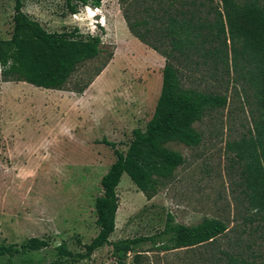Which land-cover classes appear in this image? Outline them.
Masks as SVG:
<instances>
[{"label":"rangeland","instance_id":"1","mask_svg":"<svg viewBox=\"0 0 264 264\" xmlns=\"http://www.w3.org/2000/svg\"><path fill=\"white\" fill-rule=\"evenodd\" d=\"M132 1L100 0L97 8L79 7L68 15L62 0H23L22 11L47 32L77 28L81 35H96L111 57L80 94L73 91L93 75L105 53L78 67L61 91L0 78V245L17 246L31 237L47 242L46 248L21 253L8 264H47L55 259L53 248L61 242L70 252L82 253L97 233L93 202L101 194L99 180L113 162L111 149L101 140L125 152L131 131L143 129L151 117L164 64L161 56L128 33L121 8L130 23L140 16L159 33L166 23L159 6L166 7L168 0H136V14ZM255 1L264 7V0ZM171 3L170 14L183 12L187 18L192 13L195 26L211 23L212 9L221 11L218 0ZM11 15L12 2L0 0V40L9 38ZM194 28L191 31L198 32ZM202 37L204 44L195 41L196 54L172 65L183 89L222 95L226 103L206 109L192 125L201 137L197 146L165 145L180 154L183 163L150 199L121 175L109 241L151 236L162 229L166 213L185 226L215 219L226 228L212 241L192 248L162 250L157 243H141L125 255V264H133L134 253L139 255L137 264H264V213L249 205L244 166L235 156V145L249 137L255 115L252 90L235 72L229 42L223 65L206 55L220 44L211 36ZM147 40L168 49L167 40ZM0 264H7L5 256ZM78 264L116 263L105 245Z\"/></svg>","mask_w":264,"mask_h":264},{"label":"trees","instance_id":"2","mask_svg":"<svg viewBox=\"0 0 264 264\" xmlns=\"http://www.w3.org/2000/svg\"><path fill=\"white\" fill-rule=\"evenodd\" d=\"M10 1L11 32L8 39L0 40L1 80L23 82L44 90H65L64 85L78 67L105 53V59L93 75L73 91L80 94L111 57V53H106L102 47L99 37L81 35L77 28L47 32L22 11L23 0ZM171 1H167L166 7L159 6L166 21L159 33L154 25H149L140 16L130 23L127 12L121 8L128 33L163 58L159 93L151 117L143 129L134 128L131 131L124 153L118 152L112 143L101 140L111 149L113 162L101 176V194L93 202L96 235L83 245L82 253L74 254L63 242L59 243L53 248L55 259L47 264H78V261L89 258L93 251L105 245L110 247L116 264H125V255L141 243H157L162 250L185 249L210 242L224 232L225 224L215 219H203L193 226H185L175 223L172 216L166 213L162 229L151 236L109 241L117 209L115 188L121 175L125 174L137 191L146 200L150 199L183 163L182 156L165 145L175 142L188 147L197 146L201 137L192 125L200 120L206 109L221 108L226 103L222 95L183 89L177 70L172 65L178 59L188 60L193 53L196 54L198 48L195 41L198 39L200 44L205 43L202 35L211 36V41L220 44L208 50L206 55L223 65H227L226 41L229 42L235 72L237 69L239 78L252 90L255 115L251 120L249 137L241 138L235 145V156L244 166L243 181L249 205L253 210L264 213V7L255 0L243 1L242 4L233 0H218L221 11L212 9V22L195 26L192 23L194 14L183 18V12L177 11L176 15H172L167 11ZM62 3L66 14L74 15L79 7L97 8L100 0H62ZM132 4V10L138 13L136 0ZM142 11L146 12V9L142 8ZM194 27L198 32L202 29L207 32H193L191 29ZM149 36L167 40L168 49L162 50L148 41ZM46 247L45 240L31 237L17 246L0 245V257L5 256L8 264L21 253ZM138 256L137 253L132 255L133 264L138 263Z\"/></svg>","mask_w":264,"mask_h":264}]
</instances>
